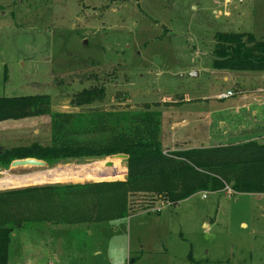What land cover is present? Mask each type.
<instances>
[{
    "label": "rangeland",
    "instance_id": "1",
    "mask_svg": "<svg viewBox=\"0 0 264 264\" xmlns=\"http://www.w3.org/2000/svg\"><path fill=\"white\" fill-rule=\"evenodd\" d=\"M218 32L264 39V0H0V97L48 95L54 113L95 116L109 126L149 106L161 113L166 152L264 142V90L256 92L264 88V71L214 69ZM228 89L234 96L220 99ZM92 91L105 92L104 99L73 105L77 94ZM185 117L191 122L183 128ZM52 123L51 115L0 121V149L51 145ZM68 166L85 167L87 179L67 180ZM126 166V159L111 156L10 166L0 178L46 179L0 191L126 181ZM131 202L136 213L93 224L23 218L11 264H18L14 251L30 245L41 246L39 264H264V194L227 188L177 205L148 194ZM47 229L49 241L38 238L35 230Z\"/></svg>",
    "mask_w": 264,
    "mask_h": 264
},
{
    "label": "trees",
    "instance_id": "2",
    "mask_svg": "<svg viewBox=\"0 0 264 264\" xmlns=\"http://www.w3.org/2000/svg\"><path fill=\"white\" fill-rule=\"evenodd\" d=\"M215 38L214 69L264 71V39L240 32H218ZM104 97L103 91L83 92L72 103L86 106ZM43 115L52 116V144L0 149L3 170L19 159L35 158L49 165L73 158L125 154L127 180L56 183L0 191V264H9L13 236L16 229L24 227L23 218L93 224L136 213L131 197L139 194L154 195L172 205L197 193L222 192L227 188L235 193L264 194V142L249 140L166 152L159 138L161 113L151 111L149 106L132 117L123 114L115 125L109 126L106 122L100 124L101 119L96 120L95 116L86 121L82 114L54 113L48 95L0 97V121ZM91 133L98 135L80 138ZM84 172L85 167L68 166L66 179H85L81 176ZM28 176L1 177L0 188L27 186L46 178ZM32 203L34 210L27 207Z\"/></svg>",
    "mask_w": 264,
    "mask_h": 264
},
{
    "label": "crops",
    "instance_id": "3",
    "mask_svg": "<svg viewBox=\"0 0 264 264\" xmlns=\"http://www.w3.org/2000/svg\"><path fill=\"white\" fill-rule=\"evenodd\" d=\"M260 90H264V88H259L256 92L257 93H260L261 92ZM228 91H231V89H228ZM258 100H260V99L258 98ZM188 110H190V109H188ZM256 114H258L257 111L254 112V116ZM185 121L187 122V124H185L183 126V128L188 127L189 124H190V122H191L187 117H185V118L182 119V122H185ZM260 124H261V128H260L261 131H259V133L263 134V138H264V120L261 121ZM175 126L178 127L177 123H175ZM253 138H255V137H253ZM250 140H254V139H251L250 138ZM175 142H177L175 146L179 145V147H180V146H182V143H184V142L186 143L187 142V136H186V139L181 140V141H175ZM229 144H231V143H229ZM197 147H201V146H197ZM208 147H212V146H208ZM179 149H187V147L186 148L180 147ZM172 151H174V150H172ZM49 178H51V177H49ZM50 228H52V227H48V229H50ZM48 229L45 230V231H42L41 230L40 232L37 231V230H35V232H38V238H39V235H40V237H42V238L44 237V239L46 241L47 240L49 241V238L51 236H53V234H51V231H48ZM38 238H36V236H35V239H38ZM30 246H28L27 248L25 246H23V248H20V249H17L16 251H14V260L16 261V263L21 264L22 262H26L27 264H39V262H42L43 260H45L44 256L40 252L39 253L35 252L36 251V248H41V246L34 245L35 248H31L32 246L31 247ZM54 255L57 258V252L56 251H55V254ZM11 263L12 262H11V253H10V261H9V264H11ZM50 264H53V263L50 262Z\"/></svg>",
    "mask_w": 264,
    "mask_h": 264
},
{
    "label": "water",
    "instance_id": "4",
    "mask_svg": "<svg viewBox=\"0 0 264 264\" xmlns=\"http://www.w3.org/2000/svg\"><path fill=\"white\" fill-rule=\"evenodd\" d=\"M193 76L198 75L197 72H193L192 73ZM111 157H118V158H122V159H127L128 156L125 154H118V155H113ZM37 166V167H45L47 164L42 161V160H38L35 158H27V159H19V160H15L14 162H12L11 166L12 167H19V166ZM107 166L108 167H112L113 166V161H109L107 162ZM3 169L0 168V171H2Z\"/></svg>",
    "mask_w": 264,
    "mask_h": 264
},
{
    "label": "built area",
    "instance_id": "5",
    "mask_svg": "<svg viewBox=\"0 0 264 264\" xmlns=\"http://www.w3.org/2000/svg\"><path fill=\"white\" fill-rule=\"evenodd\" d=\"M231 96H234V92L233 91H227V92L221 93V94H219L218 97L220 99H227V98H230ZM204 197H206V195Z\"/></svg>",
    "mask_w": 264,
    "mask_h": 264
},
{
    "label": "bare ground",
    "instance_id": "6",
    "mask_svg": "<svg viewBox=\"0 0 264 264\" xmlns=\"http://www.w3.org/2000/svg\"><path fill=\"white\" fill-rule=\"evenodd\" d=\"M113 158H118V157H113Z\"/></svg>",
    "mask_w": 264,
    "mask_h": 264
}]
</instances>
